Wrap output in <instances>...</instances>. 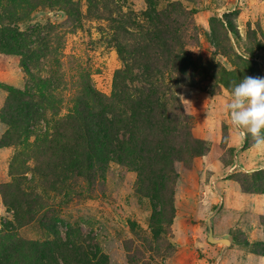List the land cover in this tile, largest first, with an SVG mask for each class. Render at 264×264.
<instances>
[{"label": "rangeland", "instance_id": "obj_1", "mask_svg": "<svg viewBox=\"0 0 264 264\" xmlns=\"http://www.w3.org/2000/svg\"><path fill=\"white\" fill-rule=\"evenodd\" d=\"M153 7L166 10L162 21L173 33L165 46L147 50L156 80L178 100L173 160L142 174L111 163L90 185L71 180L68 200L41 192L40 213L48 211L63 239L69 225L70 238L82 240L97 264H264V193L258 186L247 192L251 175L264 171V145L233 126L224 107L243 78H264V0H29L19 20L3 8L0 14L30 48L48 46L39 62L42 75L52 70L60 79L63 114L83 80L109 95L115 70L125 65L117 41L147 38L155 26L144 13ZM183 56L192 58L186 69ZM22 60L0 38V110L10 91L24 89ZM133 75L131 87L148 86L141 66ZM4 129L0 121V137ZM13 151L0 146V184L10 180ZM0 222L17 227L1 194ZM14 231L25 240L52 238L37 221Z\"/></svg>", "mask_w": 264, "mask_h": 264}, {"label": "trees", "instance_id": "obj_2", "mask_svg": "<svg viewBox=\"0 0 264 264\" xmlns=\"http://www.w3.org/2000/svg\"><path fill=\"white\" fill-rule=\"evenodd\" d=\"M28 1L0 0V8L12 15L10 20H19ZM164 13L166 10L154 7L152 13H144L151 27L155 26L147 38L145 34L131 44L117 41L116 50L125 65L115 70L109 95L95 91L83 80L70 95L63 114L59 108L62 97L56 93L60 79L52 70L42 75L45 64L39 62L49 52L48 46L30 48L26 34L2 24L6 15L0 14V38L12 55L23 57L27 75L23 91H10L0 110L5 127L0 146L14 150L8 164L10 180L0 184V194L17 227L37 221L52 237L43 241L21 239L15 234L17 227L0 222V264H97L82 240L70 238L69 225L63 239L55 222H48V211L40 213V193L63 192L68 200L71 180L90 185L105 175L111 163L142 174L173 160L176 149L171 140L177 131L173 127L180 121L175 106L178 100L168 84L156 80L147 51L165 46V36H173L162 21ZM110 20L117 22L116 29H123L119 19ZM227 27L238 37L230 23ZM127 60L131 61L125 63ZM180 60L186 69L192 58L183 56ZM138 66L148 86H130L135 78L133 69ZM251 177L247 192L258 186L257 192L264 193V171H256ZM150 184V190L159 189L157 180Z\"/></svg>", "mask_w": 264, "mask_h": 264}, {"label": "clouds", "instance_id": "obj_3", "mask_svg": "<svg viewBox=\"0 0 264 264\" xmlns=\"http://www.w3.org/2000/svg\"><path fill=\"white\" fill-rule=\"evenodd\" d=\"M224 107L233 126L246 130L257 147L264 145V78H243L231 89Z\"/></svg>", "mask_w": 264, "mask_h": 264}]
</instances>
